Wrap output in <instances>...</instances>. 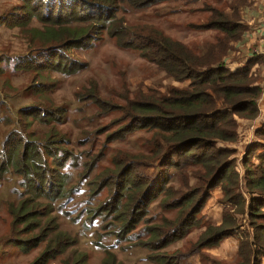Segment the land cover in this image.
<instances>
[{"label":"rangeland","instance_id":"rangeland-1","mask_svg":"<svg viewBox=\"0 0 264 264\" xmlns=\"http://www.w3.org/2000/svg\"><path fill=\"white\" fill-rule=\"evenodd\" d=\"M42 3L35 0L29 10L23 0H0V264H33L48 247L63 251L46 264H102L107 252L122 264H264V208L253 219L233 212L235 207L226 203L221 191L225 180L208 189L184 235L171 236L163 243L149 232L165 219H175L178 208L161 205L163 196L151 201L142 198L144 186L140 195L126 188L144 182L145 175L156 174L157 162L152 157L161 142L155 130L142 126L141 114L133 106L164 99L171 88L188 85L141 56L136 47L144 41L142 37L160 32L202 59L207 46L222 36L210 23L221 12L230 16L231 7H238L251 33L240 44H231L227 59L243 63L249 54H257L254 48L259 51L264 0H109L107 6L117 10L114 25L107 30L96 26L84 48H62L66 72L54 70L51 63L40 65V48L47 41L34 33L48 26L37 16L44 12ZM244 4L247 8L242 10ZM115 29L125 33L122 42L132 47L118 45ZM45 51L44 55L49 54ZM251 73L262 84L260 112L255 119H238L239 140L230 146L236 147L231 158L240 172L246 146L263 139L254 131L264 110V62L258 60ZM21 109L23 113L16 115ZM32 110L34 117L24 114ZM49 111L54 112L50 120ZM25 141L39 157H32L31 166L25 168L29 169L27 177L22 175L24 169L15 166L24 161L20 156ZM60 158L65 159L63 166H59ZM174 159L182 165L168 167L171 178L166 187L181 193L198 188L195 179L187 180L190 171L197 172L195 166L185 168L178 154ZM51 169L65 173L66 191L57 198L52 192L48 198L32 193L30 185H39L45 175L54 174ZM240 189L244 191L242 181ZM126 193L137 196L131 207H127ZM140 199L142 205L133 210ZM23 201L24 210L33 217L25 213L16 218L15 209ZM110 203L111 212L103 210ZM115 204L123 205L126 220L135 221L127 233H118L123 221L115 218ZM225 211L233 215L235 228L207 242L211 235L205 230L220 226ZM60 233L69 237L68 246L64 242L58 247L55 242L49 245V239Z\"/></svg>","mask_w":264,"mask_h":264},{"label":"trees","instance_id":"trees-1","mask_svg":"<svg viewBox=\"0 0 264 264\" xmlns=\"http://www.w3.org/2000/svg\"><path fill=\"white\" fill-rule=\"evenodd\" d=\"M23 1L24 5L28 6L27 9L33 10L31 3L35 0ZM41 1L43 2L41 9L44 12L38 13L37 16L40 15L39 18L48 23V26L34 33L43 41H47L43 44L45 47L42 45L43 48H40L39 57L43 59L40 65L51 63L53 64L51 68L54 70L65 72L66 61H64L62 48L86 47L96 26H98L97 29L107 30L111 24L114 25L113 21L117 13V10L107 6L109 0ZM246 8V4L242 5V10ZM231 10L230 16L221 12L210 23L209 27L221 32L222 36L217 37L215 42L207 46L202 52V59L181 42L172 40L157 31L152 33L151 38L142 37L144 41L140 40L139 47H136L140 50L141 56L156 64L175 81H188V85L183 89L171 88L170 96L164 99L133 106L141 114L142 126L155 130L156 139H160L161 142L157 145L158 149L152 157L153 162H157L156 174L145 175L148 180L128 185L127 192L132 190V194L140 195L144 186L145 192L142 198L148 197L151 201L163 196L161 205L178 208L175 219H165L161 225L152 227L149 232L151 236H157L161 243L167 242L171 236L179 238L184 235L185 229L194 219V210L204 202L208 189L216 186L220 180L226 181V184L222 183L221 191L226 203L230 202L235 207L233 212L247 214L248 219H253L259 216L261 208H264V202L261 201H264V110L262 119L260 118L261 123L254 131L256 137L261 136L263 139H255L246 146L247 155L241 158L242 172L237 169L234 158H231L236 147L230 146V143H236L239 140L238 119H255L259 115L258 99L262 92V84L253 77L251 69L258 60L264 62V54L251 53L243 63L238 62L236 58L228 61L227 54L232 51L231 44H240L242 38L249 32V27L243 23L238 7L232 6ZM112 31L111 34H113ZM115 31L117 33L114 36L118 45L132 47L130 42L125 44L122 42L126 35L121 32V29H115ZM44 51L49 54L44 55ZM26 108V111L31 110L28 107L23 109ZM20 113H23L22 109L16 111V115ZM24 114L34 117L35 111ZM46 116L50 120L54 118V112L49 111ZM44 122L48 123L46 119ZM36 151L29 141L24 142V151L20 156L24 161H20L15 166L19 170L24 169L22 175L25 177L29 171L25 168L31 166L32 157L39 158ZM16 152L17 148L11 154ZM30 152H33L34 156ZM48 154L57 158V154ZM176 154L183 159L185 168L193 165L197 170V172L190 171L187 177V180L195 179L198 182L196 186L198 188L191 189L190 193L175 192L170 187H166L171 178L167 171L168 167L177 168L182 165V163H176L174 159ZM253 154L257 162L253 161ZM66 157L68 155L64 158ZM60 159L59 166H63L65 159ZM21 164L23 166H20ZM50 171L54 174L45 175L39 185H30L32 193L48 198L52 192V196L57 198L66 191L65 173L56 169ZM240 181L243 183L244 191L240 189ZM206 186L207 190L204 192ZM200 187H202V199L199 197L196 200ZM245 193L248 201L244 196ZM132 194H125L127 203L130 204L127 207H131L132 202L136 201L137 196L133 198L135 195ZM25 203L23 201L15 209L16 218L26 213ZM138 205H142V201L138 202L133 210L138 208ZM112 206L110 203L103 210L111 212ZM122 208L123 205L115 204L113 210L115 218L123 221V226L118 233H127L131 230L132 221L126 220ZM227 212H224L220 226H209L205 230V234L211 235L207 242H214L217 238L229 235L235 228L236 221L233 215H227ZM26 214L33 217L32 213ZM256 229L259 230V228ZM52 242H55V247L61 246L63 242L67 247L69 237L60 233L49 239L48 244L52 245ZM62 251L63 249L54 250L48 247L33 264H46L47 260ZM106 255L102 264H122L116 260L113 253L107 252Z\"/></svg>","mask_w":264,"mask_h":264},{"label":"crops","instance_id":"crops-1","mask_svg":"<svg viewBox=\"0 0 264 264\" xmlns=\"http://www.w3.org/2000/svg\"><path fill=\"white\" fill-rule=\"evenodd\" d=\"M247 23H250V25H251V22H253V18H252V15H249V17L247 18ZM250 33L251 32H248L247 34H246V37H248V36H250ZM258 34V36H259V33H256V32H252V36H254L253 34ZM260 37V45L258 46L259 47V51H257V49H253V51H256L257 53H260V54H264L263 52V50H262V48H263V36H262V33H261V35L259 36ZM252 41L251 40H249L248 41V43L246 44V49H249L250 48V43H251ZM262 43V44H261ZM249 52V51H248Z\"/></svg>","mask_w":264,"mask_h":264},{"label":"built area","instance_id":"built-area-1","mask_svg":"<svg viewBox=\"0 0 264 264\" xmlns=\"http://www.w3.org/2000/svg\"><path fill=\"white\" fill-rule=\"evenodd\" d=\"M262 36H263V48H264V25H263V28H262Z\"/></svg>","mask_w":264,"mask_h":264}]
</instances>
